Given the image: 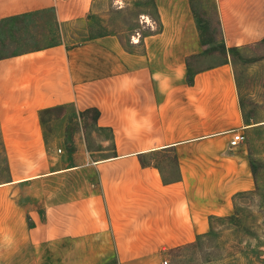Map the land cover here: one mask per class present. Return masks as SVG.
<instances>
[{
  "label": "crops",
  "instance_id": "0c3cea01",
  "mask_svg": "<svg viewBox=\"0 0 264 264\" xmlns=\"http://www.w3.org/2000/svg\"><path fill=\"white\" fill-rule=\"evenodd\" d=\"M99 1L0 0V22H85ZM212 1L219 43L264 40V0ZM154 2L158 30L143 38L103 32L0 56V264H163L255 190L247 140L231 145L254 124L230 55L189 66L205 48L191 0Z\"/></svg>",
  "mask_w": 264,
  "mask_h": 264
},
{
  "label": "rangeland",
  "instance_id": "374dc122",
  "mask_svg": "<svg viewBox=\"0 0 264 264\" xmlns=\"http://www.w3.org/2000/svg\"><path fill=\"white\" fill-rule=\"evenodd\" d=\"M202 4L205 16H212L211 0H202ZM95 10L85 22L67 25L56 23L51 13L0 22V56L57 41L75 45L103 32H119L124 39L131 34L143 38L158 30L154 0H100ZM197 20L202 23L201 18ZM222 60L225 58L219 51L202 57L200 64ZM234 68L243 91L246 126L254 124L245 129V134L257 186L235 198L234 214L239 217V226L232 220H215L212 232L195 245L163 253L168 264H264V41L235 51ZM65 109H57L48 117ZM67 110L72 113L71 107ZM6 177L0 138V180Z\"/></svg>",
  "mask_w": 264,
  "mask_h": 264
},
{
  "label": "trees",
  "instance_id": "16d2710c",
  "mask_svg": "<svg viewBox=\"0 0 264 264\" xmlns=\"http://www.w3.org/2000/svg\"><path fill=\"white\" fill-rule=\"evenodd\" d=\"M212 5L210 7V17L205 16L204 11H205V7L202 4V0H191L192 3V7H193V11L195 13V16L197 17V19H202V23L199 21V29L201 32V38H202V42H203V46L204 51L202 54L199 55H194V56H190L187 58V63L188 65H192V63L201 57L207 56L209 54H213L215 52H219L224 56V58L226 60H228V55H230L231 57V62L234 65V52L239 50L238 47H230V48H226L224 43H217V41H220L222 34H221V26H220V21H219V17H218V12L215 6V3L211 0ZM264 41V40H263ZM261 41V42H263ZM259 42V43H261ZM258 43V44H259ZM214 44V45H212ZM62 107H57V108H49V109H44L41 110V119L43 121H45V115L49 114L57 109H61ZM94 111L95 109H88L87 112L89 111ZM95 116L98 115V111L95 110ZM251 165L253 167V171L256 174V168L254 166V163L251 162ZM232 220L236 223V226H239L240 220L239 217L237 216V214H231V215H227V216H221V217H211V230L204 235H201L197 238V240L191 244H189L188 246H193L195 245L201 238L207 237L213 230L214 228V221L215 220ZM238 230H236L237 232ZM187 247V246H186ZM184 247H179L177 249H181Z\"/></svg>",
  "mask_w": 264,
  "mask_h": 264
},
{
  "label": "built area",
  "instance_id": "2783aa9c",
  "mask_svg": "<svg viewBox=\"0 0 264 264\" xmlns=\"http://www.w3.org/2000/svg\"><path fill=\"white\" fill-rule=\"evenodd\" d=\"M234 135H233V138L231 140V145L234 146V145H237L238 143L244 141L246 139L245 137V133L241 130H238V131H233ZM163 264H168V260H164Z\"/></svg>",
  "mask_w": 264,
  "mask_h": 264
},
{
  "label": "clouds",
  "instance_id": "9594fccd",
  "mask_svg": "<svg viewBox=\"0 0 264 264\" xmlns=\"http://www.w3.org/2000/svg\"><path fill=\"white\" fill-rule=\"evenodd\" d=\"M3 242L10 246L13 243V237L10 235H5L3 237Z\"/></svg>",
  "mask_w": 264,
  "mask_h": 264
},
{
  "label": "water",
  "instance_id": "95a60500",
  "mask_svg": "<svg viewBox=\"0 0 264 264\" xmlns=\"http://www.w3.org/2000/svg\"><path fill=\"white\" fill-rule=\"evenodd\" d=\"M261 253V252H260Z\"/></svg>",
  "mask_w": 264,
  "mask_h": 264
}]
</instances>
